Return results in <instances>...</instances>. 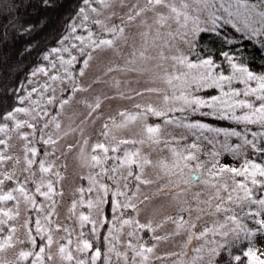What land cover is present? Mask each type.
Here are the masks:
<instances>
[{
    "label": "snow or ice",
    "instance_id": "1",
    "mask_svg": "<svg viewBox=\"0 0 264 264\" xmlns=\"http://www.w3.org/2000/svg\"><path fill=\"white\" fill-rule=\"evenodd\" d=\"M81 3L83 6L78 8L75 19L70 20V32L58 41L60 47L44 49L38 54L39 58L48 61V66L38 65L31 72L32 76L39 72L64 85L61 96L58 97L56 89L46 82L28 92L27 98L32 93L40 97L29 106L0 103V134L5 137L0 138V145L8 146L13 131L26 142L25 167L21 175L0 173V205L6 206L0 207V252L19 244L17 264H47L56 243L61 259L68 264H148L157 242L166 237L154 235L156 228L151 221L141 223L138 219L139 205L144 202L138 199V193L142 185L167 178L171 186L159 188L157 195L187 192L193 185H205L213 190L207 200H201L199 192L195 194L197 207L194 210L200 213L196 220L203 224L198 234L192 231L197 229V223L189 224L183 215L174 221L178 230L176 235H179V229L189 225L186 247L193 245L194 240L201 242L190 249L196 255L189 258L188 251L183 253L185 259L180 264H199L206 248L212 264H264V251L255 244L257 237L264 240V63L254 67L257 56L264 61V0H179V4L176 0H144L143 4L136 0L123 16L112 12L107 17L110 25L100 19H91L90 13L100 14L94 4L110 9L117 0H81ZM119 3L121 7L125 6L124 0ZM8 7L5 5L6 9ZM57 7L58 0H11V9L15 11L0 12V42H8L11 30L12 41H25L21 55L31 54L40 47L36 36L50 23L48 10ZM147 13H152V23L146 18L140 19L144 31L139 33L142 43L138 57L171 61L173 71H165L163 77L168 87L164 90L155 87L133 90L131 95L120 92V98L128 100L155 94L162 99V104L155 105L150 99L143 104L134 103L133 110L119 113L121 123L112 119L111 125L127 127L130 122L141 121L147 140L155 145L162 144L171 153L172 160L161 158L153 164L136 147L143 145L144 139L116 140L113 136L110 140V125L105 122L88 161L89 167L96 169L95 175L88 179L91 185H98L97 195L86 204L83 199H74L70 210L73 214L77 203L89 212L79 213L81 231L73 240L69 229H62L52 219L55 197L62 195L55 187L61 177L59 172L53 173V164L46 158L56 155L59 137L48 134L45 138L44 130L49 127L59 130L61 124L57 117L65 106L77 93L88 91L91 85L85 87L77 77L86 75L94 53L112 51L120 56L122 47L131 46L133 51L125 58V63L115 64L107 72L137 71L134 66L137 59L135 37L129 45L125 32ZM31 15H40V19L33 23L28 18ZM117 19L119 23L115 22ZM78 30L86 34H77ZM208 44L216 48L214 53ZM150 48L157 50L156 55L150 54ZM52 54H57L62 72L49 76V70L57 68V61L49 59ZM157 67L163 65L157 64ZM114 86L119 88L120 81L117 80ZM22 91L24 87L19 81L11 89V97H15L20 105L24 104L25 98L17 93ZM100 106L101 101L97 98L94 105H88V116ZM176 113L181 115L176 116ZM189 116L211 117L228 123L214 126L198 118L189 119ZM150 117L156 120L148 123ZM233 125L243 128L238 130ZM169 126L187 129L193 139L182 143L188 141L189 136L184 135L178 140L169 131ZM231 138L236 142L230 144ZM204 142L211 146L209 150H205ZM87 143L85 140L84 144ZM223 154L237 160L243 156V160L239 166L221 163ZM11 159L0 150V163ZM149 167L157 169L155 179L146 176ZM122 169L126 170V175L122 174ZM51 175H55L57 181H53ZM97 176L106 177L111 185L98 183ZM29 184L33 188H29ZM79 191L82 194L84 189ZM88 191L92 192L93 187ZM20 197L36 215L34 220L28 215L24 218L22 227L26 230V239L14 240L17 227L10 222L20 216ZM39 197H43L47 205L38 202ZM9 202L13 203L9 205ZM104 205L108 207L107 214ZM201 205H207V208ZM94 208L95 218L91 213ZM191 211V208H181V212ZM125 226L129 228L128 240L126 250L121 252L119 233ZM61 230L68 234L66 244L53 239V233ZM149 233L153 235L146 239ZM0 264H8V261L0 258Z\"/></svg>",
    "mask_w": 264,
    "mask_h": 264
},
{
    "label": "rangeland",
    "instance_id": "2",
    "mask_svg": "<svg viewBox=\"0 0 264 264\" xmlns=\"http://www.w3.org/2000/svg\"><path fill=\"white\" fill-rule=\"evenodd\" d=\"M68 1V0H67ZM66 0H58L59 7L56 9H50L47 12V15L50 17V23L58 16L60 12L66 10L68 3ZM179 4V0H176ZM133 3H136V0H124V7L120 6L119 0L117 3L110 9H104L98 4H94V7L98 8L99 15L91 14V19H100L105 21V23L111 24V21L107 20V17L112 13L116 12L118 15L123 16L128 8L131 7ZM140 3L143 4L144 0H140ZM82 3L79 7H82ZM78 7V8H79ZM59 10V11H58ZM78 10V9H77ZM76 12L69 18L67 22V32L64 31L60 36L59 40L63 35H66L70 32L69 23L70 20H74L76 17ZM57 11V12H56ZM146 18L148 23H152V13H147L146 17L138 18L135 24L130 25L126 28L125 34L129 37V45L132 44V38L135 37V47L137 49V59L135 61V67L137 68L136 72L121 73L117 72H107L108 68L113 67L115 64L123 65L125 63V58L133 51L131 46L122 47L121 55L117 56L112 51L108 52H97L93 54V60L90 62V68L87 70L84 77H77L78 82L85 87L91 85L88 88L87 92L77 93L74 98H72L71 103L66 105L63 112L57 117L61 128L56 130L54 127H49L45 129V138L48 134H51L53 138L58 139V143L55 145L56 155L54 157H47L49 161L53 164V173L59 172L60 179L55 183V187L58 191L62 193L60 196H56V206L55 212L52 215V219L55 220L61 228H68L72 233L71 239L75 240L81 231L78 222V216L80 212H85L88 214L89 209L86 207H81L77 203L75 214L70 210L74 199L79 201L83 199L85 204L89 199H94L97 195L96 187L90 184L88 177L94 176L96 169L89 167V159L92 153V146L95 144L98 139H100V131L105 122H108L110 125L109 139L114 136L116 140L120 139H144L145 143L143 145L137 144L136 147L140 148L141 155L149 157L153 164H155L159 159L164 158L171 162L172 157L168 149L164 148L161 145L152 144L147 140L146 135L142 131L141 121H136L135 123H128L127 127H115L111 125L112 119H115L117 123H121V118L119 113L125 110H133L134 103L143 104L149 99L155 105H161L162 99L158 98L155 94L149 96L145 94L143 97H134L132 100L122 99L119 96L120 92H123L127 95L133 94V90L139 91L148 87H155L159 89H167V84L164 82L163 77L165 71L171 72L172 62L171 61H159V60H141L138 57V51L141 50V37L140 32L144 31V28L140 24V19ZM40 19V15H35L31 21L36 23ZM116 23H119V20H115ZM48 25V26H49ZM65 28V29H66ZM46 28L44 29V31ZM43 31V32H44ZM77 34H86L79 32ZM25 43V41L23 42ZM119 44V42H118ZM24 46V45H23ZM67 46V45H65ZM54 47H60L59 42ZM156 49H149L151 55H156ZM67 58V54H63ZM50 60L57 61V68L49 70V76L56 74L57 71H61L59 62L57 60V54H52L49 57ZM157 64H162L163 67H157ZM38 66V65H37ZM36 66V67H37ZM39 66H48V61H42ZM35 67V68H36ZM79 67V66H78ZM34 68V69H35ZM33 69V70H34ZM32 70V71H33ZM31 71V72H32ZM29 73L28 78L23 84L24 91L20 96L25 98L23 105L18 104L17 106L26 107L29 106L31 101L40 100V97L36 93H32L30 98L28 97V92L31 91L33 87L40 88L46 82L56 89V95L61 96V88L64 87L59 81L53 82L49 80L48 76H45L42 73H37L35 76ZM107 73V74H106ZM120 81L119 88L115 87V82ZM93 81H96L93 83ZM242 87V86H241ZM202 95V94H201ZM114 97V98H112ZM97 98L101 101V106L91 116H88L90 111L88 105H94L97 101ZM43 101L41 104L43 105ZM39 111V109H37ZM238 114H240L238 112ZM35 115V113H33ZM176 116H180V113H176ZM24 119H30V117H23ZM198 118L204 122L214 123L213 118L211 117H192L189 116V119ZM156 118L150 117L148 123H152ZM215 126V124H213ZM242 126V125H241ZM240 127V126H239ZM243 127V126H242ZM239 130V129H238ZM24 131H30L24 129ZM169 131L179 140L184 135L189 136L188 141H182V143L190 142L193 137L188 133L187 129L176 128L174 126H169ZM0 138L3 137L0 134ZM171 138V137H169ZM219 139H223L222 137ZM87 140L88 143L85 145L84 141ZM236 142L235 138L229 140L230 144ZM25 141L20 139L17 132L13 131L11 133L10 139H8V146L5 147L0 145V150L3 151L4 155L12 157L11 160H6L3 163H0V173H9L16 176H20L24 164V145ZM38 148L40 145H36ZM71 148V150H69ZM205 150L211 148L210 145H207L204 142ZM216 148L219 149L220 145L217 144ZM83 149V154L81 153ZM163 149V151H161ZM48 150H51V146H48ZM244 151V150H242ZM41 158H44L41 156ZM202 155V159H203ZM221 163H231L235 166L243 160V156L239 160L233 158L228 154H223L220 157ZM19 161V163H17ZM123 175H126V170H121ZM157 173L156 168L149 167L146 169V176L152 179H155ZM26 174V173H25ZM39 175V173H38ZM2 178V177H0ZM53 181H57L55 175H51ZM96 180L103 183H108L111 185V181L107 180L106 177L97 176ZM7 184V182H6ZM168 184L167 178L162 179L156 183L144 186H141V191L138 193V199L143 200V204H140V214L138 219L141 223H148L151 221L156 231L154 235L166 237L156 244L154 253L151 254L148 264H180V262L185 259L183 253L185 251L189 252V258L196 255V253L191 252L190 249L192 246H198L200 241H193V245L187 246L186 243L188 240V228L189 225L186 224L184 228L179 229V235H176L177 226L174 222L179 216L183 215L185 220L189 221V224L192 222L197 223V234L203 228L201 221L196 220V216L200 213L195 211L197 207V200L194 198L196 193H200L201 200H207L212 194L213 190L208 188L205 185H193L187 192H181L179 194L173 195H157V191L161 187H170ZM29 188H33L31 184L28 185ZM93 187V191L89 192L88 189ZM81 188L84 189V192L81 194L79 191ZM148 197V199H145ZM38 202H43L47 205V201H44L43 197L38 198ZM13 202H9L11 205ZM0 207H6L5 205H0ZM104 208L105 214L108 213L107 205L102 206ZM201 207L207 208V205H201ZM31 206L26 204L23 200V197H20V216L16 221L10 222L14 223L17 227V232L15 234L14 240L17 239H26V230L22 227L24 223V218L26 215L32 216L33 220L35 219V213L30 210ZM181 208H191V212H181ZM91 213L93 218L96 217V209H92ZM171 217L172 219H168ZM207 219V217H205ZM209 227L211 223L209 222ZM88 229H85L87 231ZM129 228L125 226L121 233H119L120 241L118 248L121 252L125 251V244L128 240L127 232ZM106 234V233H105ZM153 233H149L146 239H150ZM64 239H61V238ZM68 234L64 231L54 232L53 239L59 243H67ZM136 241L133 240V243ZM151 242V241H150ZM255 244L261 251H264V240L257 237ZM211 247V245H209ZM21 245L17 244L15 248L6 249L4 252H0V258L8 261V264H17V253L19 252ZM59 244L54 243L51 249L52 259L47 261V264H68L67 261L61 259V256L58 251ZM106 251V249H105ZM175 253V255H170ZM204 259L199 262V264H212L211 257L208 254L207 248L202 253ZM157 257H161L157 259ZM139 262V258H137ZM122 264V262H121Z\"/></svg>",
    "mask_w": 264,
    "mask_h": 264
},
{
    "label": "trees",
    "instance_id": "3",
    "mask_svg": "<svg viewBox=\"0 0 264 264\" xmlns=\"http://www.w3.org/2000/svg\"><path fill=\"white\" fill-rule=\"evenodd\" d=\"M67 2L69 3L66 10L60 12L46 30L36 36V42L39 43L40 47L31 52V54L21 55L24 41H12L11 30H9L8 33V42H0V103L19 104L15 97H11V89L16 86L18 81L24 84L29 73L43 61L39 58V53L43 52L44 49L50 50L57 44L60 36L65 31L69 18L76 12L81 4V0H68ZM5 5H8L9 7L6 9ZM7 10L15 11L14 9H11V0H0V12ZM29 11L31 12V10ZM34 17L35 15H31L28 18L31 20ZM207 47L211 48L213 53L216 51V48L213 47L212 44H208ZM262 63H264V61L257 56L256 65L254 67H258ZM225 67L227 66L225 65ZM225 74L228 73L226 72ZM21 93L22 92H19L17 94L20 95ZM201 94L203 95V93ZM213 121L215 126H225L228 123L226 121H215L214 119ZM233 126L237 127L239 130L243 128L242 126ZM231 142L233 143V141Z\"/></svg>",
    "mask_w": 264,
    "mask_h": 264
}]
</instances>
